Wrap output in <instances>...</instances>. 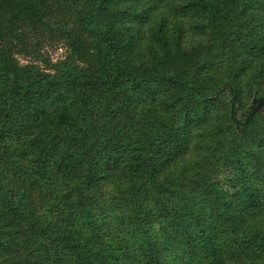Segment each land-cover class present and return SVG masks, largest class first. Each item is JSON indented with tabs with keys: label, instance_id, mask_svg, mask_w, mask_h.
<instances>
[{
	"label": "trees",
	"instance_id": "16d2710c",
	"mask_svg": "<svg viewBox=\"0 0 264 264\" xmlns=\"http://www.w3.org/2000/svg\"><path fill=\"white\" fill-rule=\"evenodd\" d=\"M262 96L264 0H0V264H264Z\"/></svg>",
	"mask_w": 264,
	"mask_h": 264
},
{
	"label": "rangeland",
	"instance_id": "374dc122",
	"mask_svg": "<svg viewBox=\"0 0 264 264\" xmlns=\"http://www.w3.org/2000/svg\"><path fill=\"white\" fill-rule=\"evenodd\" d=\"M48 50L50 52L51 57L55 60L64 58L66 56V53H67V48L63 44L51 46L48 48ZM258 103H259V98L254 97L252 102L249 105L250 108L252 109V113H253L254 109L257 107ZM259 110H260L261 114L264 115V106H262V108H260ZM252 113H251L250 117H248L247 120H249L251 117H253Z\"/></svg>",
	"mask_w": 264,
	"mask_h": 264
},
{
	"label": "water",
	"instance_id": "95a60500",
	"mask_svg": "<svg viewBox=\"0 0 264 264\" xmlns=\"http://www.w3.org/2000/svg\"><path fill=\"white\" fill-rule=\"evenodd\" d=\"M262 106H264V96L261 97V98H259V103H258L257 107L254 109L252 115L256 114V112H257L260 108H262Z\"/></svg>",
	"mask_w": 264,
	"mask_h": 264
}]
</instances>
